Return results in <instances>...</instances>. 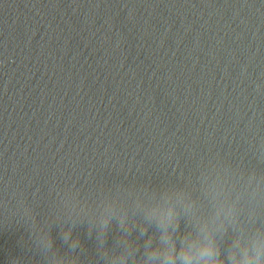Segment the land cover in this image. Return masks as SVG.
<instances>
[{"label":"water","instance_id":"water-1","mask_svg":"<svg viewBox=\"0 0 264 264\" xmlns=\"http://www.w3.org/2000/svg\"><path fill=\"white\" fill-rule=\"evenodd\" d=\"M23 3L66 264H160L169 212L177 250L207 226L230 264L264 232V0Z\"/></svg>","mask_w":264,"mask_h":264},{"label":"clouds","instance_id":"clouds-1","mask_svg":"<svg viewBox=\"0 0 264 264\" xmlns=\"http://www.w3.org/2000/svg\"><path fill=\"white\" fill-rule=\"evenodd\" d=\"M172 220L171 212L159 218V222L165 226V231L160 239V246L149 248L147 257L149 262L159 260L160 264H225L221 258L220 248L207 226L202 229V239L184 237L177 250L176 242L167 232V225L172 223ZM227 259L230 264H264V232L257 233L248 240L237 236L232 242Z\"/></svg>","mask_w":264,"mask_h":264}]
</instances>
